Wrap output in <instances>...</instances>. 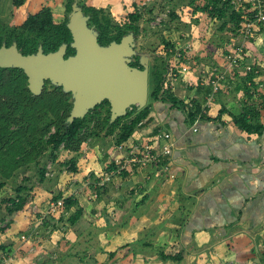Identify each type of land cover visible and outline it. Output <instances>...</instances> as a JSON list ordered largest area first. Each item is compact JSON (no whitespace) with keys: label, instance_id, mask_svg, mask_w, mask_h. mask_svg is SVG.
Segmentation results:
<instances>
[{"label":"crops","instance_id":"1","mask_svg":"<svg viewBox=\"0 0 264 264\" xmlns=\"http://www.w3.org/2000/svg\"><path fill=\"white\" fill-rule=\"evenodd\" d=\"M262 36L264 37V32L251 44L253 46H249V59L260 71L254 80L257 89L251 100L244 95L242 81L245 73L237 72L235 76L226 78L220 92L206 109L207 112L201 115L203 119L199 118L188 126L181 111L169 104L157 102L152 106L149 119L124 144L149 143L154 151L159 152L164 142H156L154 137L159 132H168L174 145L171 154L161 158L167 159L166 165L174 176L172 179L168 178L163 168L160 170L148 166L132 169L123 178L113 180L104 188L103 197L92 202L93 204L85 205L80 201L79 193L74 195L86 210L94 207L95 210L106 211V215L96 222L97 226H108L102 243L104 246L111 240L119 242L116 248L135 240L139 241L140 248L151 243L150 247L140 249L142 253L137 252L135 261H128L131 259V250L121 251V261L117 262L114 257L112 264H149L143 261L141 255L161 250L165 255L172 256L170 248L174 245L177 248L174 254L179 251L184 254L179 264H219L221 258H227L230 254L234 257H228L220 264H227L228 261L245 264L249 260L252 264H264V133L259 138L248 136L232 122V115L239 116L245 106L252 105L250 107L256 108L258 112L259 123L264 124V108L260 107L264 103ZM191 43L193 46V40ZM187 61L185 59L183 64L186 70H177L178 78L173 82L169 81L170 88L174 97L184 103L197 104L201 109L205 93L209 90L210 74L197 80L194 78L195 81H188L187 85L182 83L189 69ZM192 77L194 75L187 79ZM109 148L107 151L103 146H96L93 147L97 152L95 155L88 154L86 157L83 154L82 158L84 161L87 159V164L80 169L85 168L83 174L86 177L93 179L92 173H100L108 159L124 154L113 152L112 145ZM92 159L94 160L91 161ZM31 206L34 205L30 200L22 210L11 216L10 229L13 228L14 233L27 230L25 233L30 236L32 227L28 225L37 220L26 211ZM27 216L32 219H26ZM181 221H184L182 226ZM172 222H177L179 228L174 230ZM61 226L59 236H64L71 242L75 226L80 229L81 234L83 229L88 230L90 227L87 219L79 220L73 226L65 223H61ZM45 230L49 232L50 229ZM173 230L178 231L174 234L178 242L167 244L165 240H172ZM52 243L51 238L46 242L49 246H44L43 242L35 245L37 248L42 246L52 249ZM167 245L170 246L168 251L164 249ZM11 247L12 252L8 254V260L4 264H24L23 259L32 258V255L26 258V254L20 252L19 241L15 247ZM99 257L104 261L102 264L110 261L106 254H97L94 258L97 260ZM69 260L71 263L75 261ZM150 260L154 261V257ZM150 264L161 263L154 261Z\"/></svg>","mask_w":264,"mask_h":264},{"label":"trees","instance_id":"2","mask_svg":"<svg viewBox=\"0 0 264 264\" xmlns=\"http://www.w3.org/2000/svg\"><path fill=\"white\" fill-rule=\"evenodd\" d=\"M198 1L191 0L194 5L193 13L197 11L206 12L207 17L222 21L221 28L227 29L234 36L232 44L229 43L223 47L224 57L237 46L245 44L244 38L239 31L244 23L253 21L254 11H251L249 6L243 7L240 5L234 8L230 4L231 0H204L201 6ZM25 2L26 0H12L14 7H20ZM72 3L73 0H66L67 12L71 11ZM133 5L135 6V4ZM82 11L84 16L88 18V27H91L96 33L97 43L101 47H107L111 43L118 44L127 35H131L137 40L143 31L140 26L142 13L139 9L127 13L124 19L118 23L113 22L102 8L83 7ZM67 23L68 20L66 18L61 22L55 21L52 11L48 7H43L35 14L27 16L18 27L5 30L0 25V48L2 46L8 48L15 44L17 50L22 55L27 56L36 55L38 51H41L43 55H47L56 52L62 46H66L65 58H68L75 54V50L71 47L72 35ZM263 32L264 25H256L252 29V33L247 37L246 43L253 44L255 39ZM173 44L174 42H168L166 44L167 49L173 48ZM229 46L231 47L229 48ZM244 49L246 48L244 47ZM249 58V56L245 57L241 65L247 62L251 63ZM139 59L140 56L137 54L133 55L128 63L129 67L142 69ZM168 60V55L164 59L153 58L150 60L148 67V101L145 107L138 109L136 106H131L130 109L126 110L125 115L117 117L113 121H111L110 117L109 102L104 100L88 110L83 118L74 119L70 122L68 120L72 110V94L70 92L64 91L61 86L51 85L50 81H45L40 93L33 94L28 88V79L22 69L0 67V193L5 188L7 181L14 178L21 171L27 172L31 165H34L36 169L38 182L40 184L43 183L47 176L45 175V165L41 166L40 161L46 155L51 162L56 161L60 153L67 155V161L64 163L60 162V164L68 166L70 172L76 174V161L80 157L78 152L88 140L103 141L113 138L112 151L122 153L124 144L149 119L154 103L169 104L183 113L186 125H193L202 110L197 104L184 103L173 96L170 88L171 84L166 79L169 69ZM184 60L177 62V67L183 64ZM255 70H257V73H255ZM172 71L175 72L176 69ZM259 73L260 71L256 65L253 66L252 71L245 72L242 85L245 89L244 95L249 100L254 97L253 95L257 89V84L254 80L259 76ZM48 86H51L52 89L48 90ZM208 86L209 90L205 93L206 96L211 92L209 82ZM189 104H193V108L189 107ZM250 106H245L239 116L232 115V122L248 136L259 138L264 133V124L259 123L256 108L253 109ZM260 107L264 108V103ZM114 158L107 160L102 168L103 172L116 169ZM166 162L167 159H162L161 163L150 164L149 166L162 170ZM132 169L136 170L137 168ZM132 169L122 171L113 180L123 178ZM92 175L94 178H91L93 183L89 184L88 187L90 188H93L96 181H98L95 173H92ZM28 180V177H23L21 184L14 188V195L0 200L5 217H10L22 210L29 201L28 194L22 195L24 191L30 192V188L27 190L24 185ZM107 185L94 189L98 198L103 197V191ZM59 199H63L62 213L57 219L51 216L45 217L42 221L44 230L50 229V232H62L61 223L62 225L65 223L73 226L79 220L87 219L90 227L86 230V235L91 237H99L101 235L102 238L98 240L96 245L89 244L90 240L85 242L86 247L82 250L81 255L66 251L58 256L57 246H54V249L52 248L48 252H40V247H36L37 241L35 240H37L38 236H42V232H32L28 238L30 242H27L28 244L32 242L28 246V250L31 248L32 253L27 254L28 250L24 253L26 258L32 255V258H28L30 264H63L64 261L69 259H77L80 264H88L89 262L100 264L94 258L97 254H106L108 260L111 261L115 256L121 254V251L128 252L130 250L132 254L131 259H128V261L133 262L136 260L137 252L142 251L140 249L150 247L151 243L149 242V244L140 248L138 245L139 241L135 240L112 251L106 250L102 243H104L103 239L108 226L100 227L96 225L97 219L105 216L106 211L103 209L95 210L94 207L88 211L77 201L74 195L67 194L63 196L61 192L53 196L51 201L56 202ZM184 213L187 212L185 211ZM35 215L40 217V211L39 213L36 212ZM183 223L184 221L180 222L181 226ZM5 229L0 228V232H4ZM59 240L71 243L64 236H61ZM11 246L12 244L8 247L0 246V251L9 254L12 252ZM21 251L24 252L23 250ZM89 252L92 253L93 257L87 259ZM40 253L42 254L39 257ZM141 256L143 261L145 263L149 262V264L154 261H158L161 264L168 262L179 264L183 260L184 254L183 251H179L171 256L165 255L161 250H154L150 255L143 254ZM152 257H154V261L150 260ZM120 261L121 258L119 259ZM129 264L132 263L129 262Z\"/></svg>","mask_w":264,"mask_h":264},{"label":"rangeland","instance_id":"3","mask_svg":"<svg viewBox=\"0 0 264 264\" xmlns=\"http://www.w3.org/2000/svg\"><path fill=\"white\" fill-rule=\"evenodd\" d=\"M203 3L204 0L198 1V4H200L201 6L203 5ZM133 4H135V6ZM43 7H48L52 11L55 21L61 22L66 18L68 20V23L71 19L73 8L75 9L76 13L80 12L83 16V7L102 8L115 23L122 21L127 13L134 12L139 9V11H141L142 13L140 26L141 28H143V31L141 32L137 40L132 37V50L134 55L137 54L140 57L144 56L148 59V67L150 64V60H152L153 58L164 59L165 51L167 49L166 44L168 42L172 43L176 41L181 34H185L186 36L191 38V40H193L192 52L188 56H186L189 69L186 73V79H182V83L186 85L188 84V81L189 83L195 81L194 78H196L197 80L200 77H206L208 74L212 73V69L215 67H217L218 69H224L226 61H224L225 52L223 47H225L229 43L232 44V41L234 40L233 34H231L227 29L221 28L222 21H217L215 18L211 19L207 17L206 12L204 13L197 11L196 13H193L194 5L191 3V0H73L70 12L66 11V0H26V2L20 7H14L12 4V0H0V25L5 30L18 27L22 24L27 16L35 14ZM167 11H169V13L167 14L166 19L161 23V25L152 27L153 18H155L156 15L160 13L163 14ZM171 14H173V16H171ZM89 28L91 29V27ZM250 45L251 43L248 42L244 44L248 56L250 54ZM230 47L231 46H229V48ZM251 50L253 51V49ZM168 63L171 66L174 65L172 58L168 60ZM251 63L253 64V62ZM193 75L194 77H192L191 79H187V77H191ZM171 82H173V79H171ZM51 85L53 84L51 83ZM47 88L48 90L52 89L51 86H48ZM71 102H73V96L71 98ZM113 140V138L105 139L103 141L88 140L86 143H84L78 152V154H80V157L76 161V174L71 173L68 169V166L60 164V162L64 163L68 159L67 155L60 153L57 156V160L54 162H51L47 155L41 159L40 165H45V172L48 173V177L43 183L40 184L38 182L34 165H31L27 172L18 171L19 173L14 178L7 181L5 188L2 189L0 193V200L11 195L13 196L14 188L21 184L22 178L25 176L29 178V180L25 182L24 185L27 190L30 188V192L24 191L22 192V195L24 196L28 194L29 201L31 200L32 204L34 205L30 208L27 207L26 211L29 215L32 216V218L37 219L34 220V224L30 223L28 227L31 226L34 233L42 232V236H38L36 240L38 242L37 245L43 242V244L45 243L44 246H49V244L46 245V242L50 241L52 238V246H57L56 250L59 252L58 256H60V253L66 251H71L73 253H78L81 255L82 250L86 247L85 242L90 240L89 244L91 243L93 245H96L98 240L102 238L101 235L99 237H91L86 235V229L82 230L83 233L81 235V233L79 232L80 229H77V226H75L76 228H74V230L72 231L76 233V235L73 233L72 242L68 243L64 240H59L60 236L57 231L48 232L44 230V226L42 225L43 223H40V221H43L44 219L45 208L52 202L51 198L57 195L58 192H61V190L63 196H66L67 194L76 195L79 193L80 201H82V203H84L85 205L93 204L92 202L98 201L100 199L96 196L94 197L95 194L93 193V188L88 187L89 185L87 186L86 184L89 183V181L87 180L89 176L86 177L85 174H83V172H85V168L82 170L80 169V167L86 166L87 159H85L84 161V158L82 157L83 154H85L86 157L88 156V154L95 155L97 152L93 150V147L95 148L96 146H103V149L106 148L105 150L108 151L110 149L109 147H111L112 145ZM93 160L94 159H92L91 161ZM89 180L90 182H92L91 178ZM113 192L115 193V191ZM0 207V228H6L4 232H0V245L8 247L10 244H12L15 247V245L19 241L21 248L20 252H22L21 250H23V253H25L29 248L28 246H30V244L27 243L29 242V239L27 240V238L30 236L29 234L25 233L27 232V230H24L21 233H14L12 230L13 228L10 229L11 216L5 217L3 215L4 212L2 211L3 206L1 202ZM58 210L59 211L55 215L56 217L62 209ZM39 211L40 217L35 218L33 215H35L36 212L39 213ZM31 216H27L26 219L31 220ZM48 216L49 215H47L46 217ZM38 219L41 220L38 221ZM173 226L175 227L174 230L177 229V227L179 228V224L177 222H172V227ZM174 230L172 231V240H165L167 244L173 245L178 242V239L174 235L177 234L178 231H176V233ZM77 234L80 235L78 236ZM51 235L53 237H51ZM14 236H17V238H14ZM76 236H78V238ZM43 237L44 239H41ZM22 238H24V240H22ZM118 245L119 242L117 240H111L108 242V245L104 246V248L107 250H113ZM46 248L48 247L42 248V246H40V252H48L49 250H51ZM169 248L170 246L167 245L164 249L168 251ZM176 250L177 248L175 247V245L170 248V251H172V255L176 252ZM30 251L32 250H29L27 254H30ZM41 254L42 253H40V255L38 254L39 257L41 256ZM121 256L122 255L120 254L115 256V258H117V262L119 261ZM39 257L37 256V258ZM91 257H93V255L91 252H89L87 259ZM228 257H234V255L230 254L228 255ZM228 257L221 258L218 263L220 264L225 262ZM104 258H106V256ZM99 259H97V262L102 264V262H104L103 259ZM23 260L26 262V264H30L29 260ZM76 261L78 262V260L75 259L74 263H71L70 260H66L63 264H78ZM112 263L113 262L111 260L108 264ZM88 264H93V262H89ZM227 264L235 263L228 261ZM245 264H252L251 260H249V263Z\"/></svg>","mask_w":264,"mask_h":264},{"label":"water","instance_id":"4","mask_svg":"<svg viewBox=\"0 0 264 264\" xmlns=\"http://www.w3.org/2000/svg\"><path fill=\"white\" fill-rule=\"evenodd\" d=\"M88 18L73 13L67 27L72 35L71 47L75 54L65 58L66 46L43 55H22L15 44L0 48V67L22 69L28 79V88L39 94L45 81L61 86L73 96L69 121L83 118L88 110L106 100L110 105L111 121L126 114L131 106L145 107L148 100V59H139L142 69L128 63L134 55L132 36L121 42L101 47L96 33L87 26Z\"/></svg>","mask_w":264,"mask_h":264},{"label":"built area","instance_id":"5","mask_svg":"<svg viewBox=\"0 0 264 264\" xmlns=\"http://www.w3.org/2000/svg\"><path fill=\"white\" fill-rule=\"evenodd\" d=\"M230 4L234 8L240 5L243 7L249 6L251 11H254L253 21L244 23L241 30L239 31L241 33V36L244 38V42L246 44V39L252 33V29L256 25L259 24L264 25V0H231ZM168 13L169 11L163 14L160 13L156 15L155 18H153L152 20V27L161 25V23L166 19ZM178 38L176 41H174L173 48L167 49L165 54V56L168 55L169 60L170 58H172L174 63V65L172 66L169 64V69L166 74V79L168 81H171V79L175 81L178 78L177 70L179 71L180 69L182 71L186 70V67L183 66L184 63L177 67L178 64L177 62L184 60L185 57L188 56L192 51L191 38H189L184 34H181L180 37ZM247 56L248 54L246 49H244V44L241 46H237L236 48H234L232 52L228 53L224 57V61H226L224 65V69H218L217 67L212 69L211 77L208 79V82L211 85V92L206 96L204 105L201 108L202 110L201 114L198 115L195 122L198 121V119L202 114H205V112H207L206 109L213 102L214 97L219 93L223 85V82L226 80L227 76L235 75L236 72H240V71L245 73L253 70L254 65L250 62L243 63V65H241L242 60ZM173 69H176V71L173 72L172 71ZM255 73H257V70H255ZM189 107L193 108V104H189ZM154 140L156 142L158 141L164 142L159 152L154 151L151 144L144 142L143 143L141 142L139 144L132 142L128 146H123L122 148L124 149L123 151L124 154L120 156H116L114 158V164L116 166V169H113L109 172L102 171L96 174L98 181H96L93 187V193L95 194L94 197L95 196L97 197L96 193L94 192L95 188H102L105 185L111 183L113 178L119 175L122 171H128L129 169L132 168L143 169L148 167L150 164L161 163L162 156L171 154L174 144H173L172 136L168 132L157 133L154 137ZM163 169L166 172L168 178L172 179L174 177L169 172L167 165H164ZM46 176L48 177V173H46ZM89 179L90 178L88 177L87 180L89 181V183H86L87 186L93 183V181L90 182ZM62 207H63V199H59L56 202H51L45 208L44 218L47 215L56 219L59 218L58 215L62 213V210L57 215V217L55 215L59 211L58 209H62ZM40 223H42V221H40ZM22 240H24V238H22ZM7 260H8V254H5L4 252L0 251V264L6 263Z\"/></svg>","mask_w":264,"mask_h":264}]
</instances>
